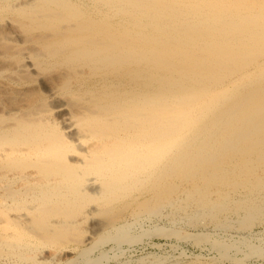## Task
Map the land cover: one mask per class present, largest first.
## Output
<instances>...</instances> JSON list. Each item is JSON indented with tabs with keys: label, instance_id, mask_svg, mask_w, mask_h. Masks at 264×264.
Here are the masks:
<instances>
[{
	"label": "bare ground",
	"instance_id": "bare-ground-1",
	"mask_svg": "<svg viewBox=\"0 0 264 264\" xmlns=\"http://www.w3.org/2000/svg\"><path fill=\"white\" fill-rule=\"evenodd\" d=\"M257 225L264 0H0V264H105L150 234L246 264Z\"/></svg>",
	"mask_w": 264,
	"mask_h": 264
},
{
	"label": "rangeland",
	"instance_id": "rangeland-1",
	"mask_svg": "<svg viewBox=\"0 0 264 264\" xmlns=\"http://www.w3.org/2000/svg\"><path fill=\"white\" fill-rule=\"evenodd\" d=\"M156 221L159 224H162L163 226H169L170 225V223L167 222L166 219H157V220L156 219H149V220L146 219V220L142 221L141 224L139 223V225H138L139 227H137V230L140 231L141 230L140 228L142 226L144 227L145 225H146L145 226L146 228L153 226L154 222H156ZM148 223H149V225H148ZM209 228H210V230H208ZM200 229L204 230L205 232H211L215 235H218L220 233L219 231L217 232L214 228H211V227H208V228L200 227L199 229H196V230L193 228H187L186 231L188 230V232H192V233L193 232L194 233H196V232L202 233V231ZM260 231L261 232L264 231L263 225L254 226V228L251 230V234L257 235L260 233ZM232 234L233 235H231V236H235L234 237L235 239L238 237V233L233 232ZM219 235H221V234H219ZM169 237H170L169 235H168V237H166V235L163 236V235H159V234H157V235H155V234L151 235L150 234V235H146V236L142 237L143 239H141L135 243H128V244L124 243L121 246V250H120L119 255L117 257L114 256V252L117 250L116 245L114 243H107L105 246H103L104 248L102 247L100 250L105 251L108 254L107 261L109 260V262H107L105 260V262H104L105 264H115V262L117 264L118 261H127V260L129 262H131V264H134L137 261L136 259H140V257L142 258L144 256L147 257V256H153V255L154 256L159 255V256L169 257L170 261L172 260L171 262H173L174 264H176L179 260L180 261L177 264H191L192 261L194 262L197 259H201L202 261L208 262V261H211L210 257H212V261L215 260V261H213L214 263L217 262L215 264H235V263H233L231 261H227V260H224L223 262L218 261V260H220L219 255L217 254V252L215 250H213L210 247L209 242L202 244V245H198V244H195L192 239L191 240L190 239L183 240L177 236H174V237L171 236L170 238ZM111 245L114 249H112ZM107 247H109V248H107ZM101 251H99V250H97V252L95 251L93 253L94 254L93 256H96V255L98 256ZM111 253H113V254H111ZM213 254H214V256H212ZM233 254L237 257L243 256V253H241V252L233 251ZM178 256H180V257H178ZM193 257H194V259H193ZM196 257H197V259H196ZM207 257H209V258L207 259ZM109 258H111L113 261ZM261 263L264 264V257H259V258L254 257L253 259L251 258L246 264H261Z\"/></svg>",
	"mask_w": 264,
	"mask_h": 264
}]
</instances>
